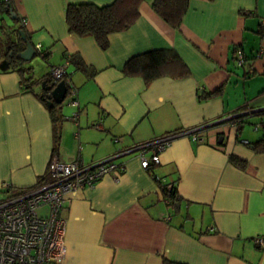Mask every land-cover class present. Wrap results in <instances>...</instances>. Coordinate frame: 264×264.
<instances>
[{"label":"crops","instance_id":"obj_1","mask_svg":"<svg viewBox=\"0 0 264 264\" xmlns=\"http://www.w3.org/2000/svg\"><path fill=\"white\" fill-rule=\"evenodd\" d=\"M111 1H11L25 19L27 38L46 52L44 59L36 54L41 67L24 64L31 67L25 74L32 78L29 88L22 87L5 55L4 30L20 22L2 14L0 199L36 185L53 154L62 162L77 155L97 161L170 132L251 111L236 126L229 121L207 128L202 142L175 137L150 172L135 155H125L117 160L123 163L117 181L105 177L69 194L61 211L67 226L59 264H264V248L252 240L264 235V152L246 143L264 134V128L254 129L264 121V114L254 115L264 110V0H189L179 28L152 9L153 0H142L138 19L110 34L107 50L92 37L69 33L67 4ZM160 48L174 49L189 74L148 84L139 75H124L129 57ZM74 54L87 70L67 64L79 107L68 96L55 146L38 80ZM153 175L173 183L175 203L166 200ZM3 182L11 189H3Z\"/></svg>","mask_w":264,"mask_h":264},{"label":"built area","instance_id":"obj_2","mask_svg":"<svg viewBox=\"0 0 264 264\" xmlns=\"http://www.w3.org/2000/svg\"><path fill=\"white\" fill-rule=\"evenodd\" d=\"M10 2L12 0H5ZM20 24L25 19L20 17ZM264 26V19L261 20ZM35 53L43 59L45 52L41 44L34 45ZM238 64L244 63L242 52L237 53ZM69 58L61 65L52 66L49 74L53 81L65 80L69 84L71 103L79 107L77 89L70 86V74L67 71ZM243 114L236 116L237 114ZM252 114L251 111L236 112L212 122L180 129L164 134L152 140L121 149L101 160L85 162L80 155L70 161L62 162L53 154L47 168V180L36 183L33 187L20 189L0 199V264H59L65 252V234L67 220L61 215L69 194L83 188H91L105 177L118 180L123 171V163L117 160L122 156L133 154L142 168L160 163V153L180 135L188 136L194 142H202V133L209 127L231 122L235 126L242 119ZM78 113L73 114V119ZM236 116V117H233ZM96 129L100 123L93 124ZM264 128V121L254 124V129ZM1 187L11 189L7 182ZM170 188V184H167ZM47 207L46 212L39 213V208ZM215 230V228H210ZM253 242L264 248V235H256Z\"/></svg>","mask_w":264,"mask_h":264},{"label":"trees","instance_id":"obj_3","mask_svg":"<svg viewBox=\"0 0 264 264\" xmlns=\"http://www.w3.org/2000/svg\"><path fill=\"white\" fill-rule=\"evenodd\" d=\"M189 0H153L151 3L152 9L172 28H179L182 18L188 8ZM142 0H112L107 4H95L92 2H72L66 6V23L69 33L75 34L79 37H92L100 49L107 50L109 47V35L113 33L123 32L129 29L140 16L139 7ZM8 15L14 22L19 20L20 16L16 13L12 2L0 0V21L3 20L2 14ZM21 25V24H20ZM22 27V25H21ZM15 27L13 29L4 30V26L0 23V28L5 32L6 36V50L5 55L8 61L12 63L13 68L21 75V85L23 88H29L32 81L30 76L25 74L30 72L31 67H25L24 61L21 57V52L25 49V42L29 40L24 33L23 27ZM25 35L22 39L21 33ZM15 35L16 38L13 36ZM44 57H46V52ZM70 61L79 66L83 70L86 65L83 61L74 54L70 57ZM126 76L139 75L143 78L146 84L162 76L168 75L173 78H182L189 74L188 68L185 63L180 59L179 55L174 49L160 48L147 50L129 57L122 69ZM41 86V92L38 94L39 98L47 105V95L59 82H63L66 86V98L69 96L70 87L65 80L53 81L50 74L47 73L41 80H38ZM48 87L47 90H43ZM208 96V95H207ZM62 105L54 104L48 107L51 121L54 128V143L57 146L60 137V128L64 120L62 114ZM264 114V110L254 112V115ZM246 121V117L242 119V123ZM257 152H264V134H262L256 141L246 142ZM55 152V150H54ZM230 159L237 165L242 166L243 162L236 157L230 155ZM151 163L146 169L151 171ZM158 182L160 190L166 200L175 203L178 195L176 187L173 183L170 188L166 184H162L160 178L153 175ZM48 172L40 177L37 183L47 180ZM181 264V263H176Z\"/></svg>","mask_w":264,"mask_h":264},{"label":"water","instance_id":"obj_4","mask_svg":"<svg viewBox=\"0 0 264 264\" xmlns=\"http://www.w3.org/2000/svg\"><path fill=\"white\" fill-rule=\"evenodd\" d=\"M21 37L22 39H25L24 33L21 31ZM26 46L25 49L21 52V57L23 58L24 61H29L31 60L35 55V48L33 43L30 40H26L25 42ZM42 88L43 90H47L48 87H44V82H42ZM66 86L64 85L63 82H59L52 90L49 91L47 95V106L52 107L54 104H61L64 102L66 98ZM243 114H237L236 116H241ZM233 116V117H236Z\"/></svg>","mask_w":264,"mask_h":264},{"label":"rangeland","instance_id":"obj_5","mask_svg":"<svg viewBox=\"0 0 264 264\" xmlns=\"http://www.w3.org/2000/svg\"><path fill=\"white\" fill-rule=\"evenodd\" d=\"M13 37L16 38L15 36H13ZM26 63H30V64H33V65H37L38 64V66L41 67L43 65V60L39 56L35 55L31 60L27 61ZM40 63H41V65H40ZM68 99H69L68 97L65 98V100L63 102V106L64 107L67 105L66 103H67ZM44 211H45V209L43 207L39 208V213L40 214H42Z\"/></svg>","mask_w":264,"mask_h":264}]
</instances>
